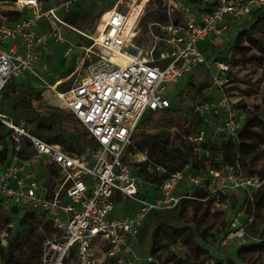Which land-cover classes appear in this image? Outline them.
Listing matches in <instances>:
<instances>
[{
    "label": "built area",
    "instance_id": "1",
    "mask_svg": "<svg viewBox=\"0 0 264 264\" xmlns=\"http://www.w3.org/2000/svg\"><path fill=\"white\" fill-rule=\"evenodd\" d=\"M76 1L0 3V97L10 82L30 79L31 86L51 92L49 105L76 118L92 142L82 152L65 151L35 137L24 120L0 111V212L7 221L0 228V250L7 246L13 226L32 213L42 220L39 232L44 223L50 230L40 264H95L97 252L115 264H150L154 261L149 256L143 258L135 250L149 214L170 211L184 199L204 203L203 194L226 198L239 192L245 196L244 205L226 218L217 247L226 250L257 241L248 237V227L253 194L264 176H248L232 166L206 167L195 174L186 165L169 172L150 161L147 152L127 151L134 148L144 115L170 108L168 87L203 66L211 72L216 95L213 102H192L191 108L201 116L208 113L219 134L235 137L246 112L228 96L229 67L209 66L205 54L230 25L250 21L264 0H160L164 20L147 26L146 40L138 33L151 0L137 13L134 0L117 1L101 15L92 34H80L64 19ZM124 2L130 11L118 9ZM10 12L19 18L10 20ZM67 30L91 45L72 46L63 36ZM209 38L208 48H203ZM50 44L62 45L64 57L77 50V68L86 71L80 82L60 90L70 75L50 81L44 61ZM117 57L127 64L114 60ZM199 133L188 140L202 142L203 131ZM23 151L27 155L20 157ZM131 157L137 158L134 164ZM131 204L137 207L129 208ZM170 249L184 259L180 244Z\"/></svg>",
    "mask_w": 264,
    "mask_h": 264
},
{
    "label": "trees",
    "instance_id": "2",
    "mask_svg": "<svg viewBox=\"0 0 264 264\" xmlns=\"http://www.w3.org/2000/svg\"><path fill=\"white\" fill-rule=\"evenodd\" d=\"M157 1L161 14H156V21L163 22L164 16L161 12L160 0ZM14 2H16V0H0L2 4ZM7 16L10 20L19 18V14L14 12L8 13ZM79 18L80 14L75 15L71 10L64 19L70 26L79 30L77 25V20H79ZM153 19L156 18L153 17ZM240 24L246 25V27L237 34L235 38L236 43L241 44L242 41H245L254 49L264 53V7L255 10L252 13L250 21ZM233 25L238 26L239 24L235 23ZM80 38L86 47L91 45L90 40L82 36ZM73 69L74 68L65 70L61 74L60 79H64L71 75ZM188 79L189 83L187 89L189 93H191L190 88L194 89V92L191 94V99L199 97H201V99L204 98V90L207 89L210 84H199L197 87H193L191 78ZM228 79L230 80L229 75ZM62 85L64 84H61L58 89H61ZM22 89L29 91L34 98H39L42 93V91L38 90L36 87L31 86L30 79L12 81L7 84L1 93L0 107L2 111L8 112L15 121L25 118L24 122L30 127V131L35 137L51 145H58L65 151L79 153L89 144H92L89 133L83 128L81 123L71 114L61 109L47 106L44 107L45 113L41 118H29L28 116L31 114V109L22 104L24 96L18 97L19 91ZM189 93L188 96L190 95ZM182 96V92L179 93V97ZM170 109L171 105L168 109L147 113L144 115L145 120L160 118L168 113ZM204 118V116L194 111L191 114L184 115V123L180 126L179 131L175 133V139L180 142L178 146L171 148V146L168 147L167 145V139L162 141L154 136L137 134L134 137V148H129L127 152L131 155L147 152V157L150 161L156 165L166 167L169 172L180 171L186 165H188L190 171L195 174L204 172L206 167L218 169L224 168L225 166H232L235 169H240L248 176H264V166H257L259 161H264V110L260 112L255 111L250 116H247L244 125L237 130L235 137L220 134L221 138L218 139V141L213 143L205 140L199 142L196 148L191 144L188 138L199 128L202 129L201 126ZM141 123L142 120L140 121V124ZM80 127L83 129H80ZM198 150L203 153L202 157L196 154ZM26 155V151L20 153V157ZM124 162L131 166L127 158L124 159ZM138 175L143 176L144 174L142 171H138ZM146 178H150V176H146ZM221 199V202H223L225 198ZM244 202L245 196L239 210L244 205ZM205 203L206 202L202 203L184 199L178 202L175 208L170 211L149 214L138 237L141 243V250L147 251L150 256L154 257L163 244L166 243L171 248L178 243L185 248V257L181 260L171 251L170 258L174 261L173 264H208L209 260L213 257L207 246V244L211 243L208 241L209 230L199 228L202 219L198 217V213L205 206ZM188 208L192 209V217L189 221H185L184 213ZM251 210H253V219L250 224L252 229L255 225L254 216L256 214L258 215L259 212L264 215V182L253 194ZM246 211L250 213V208H247ZM6 222V219L0 212V228L3 227ZM146 223H149L148 227L145 226ZM40 224H42V220L39 219L38 216L29 213L26 220L17 224L25 228L23 232H19L15 236H12L13 230H10L7 246L0 250V264H40L42 243L46 235L50 232L47 223L42 225L44 231L39 232L38 226ZM34 235H36V238L32 240ZM263 235L264 227L259 233L260 238L254 237L257 241L254 243L248 242L247 244L232 249L237 251V256L243 251H263ZM25 247L29 248L31 251L29 262L25 256L19 255ZM216 251L218 253L225 252V250H221L218 247ZM153 261L154 262L150 264H159L157 261ZM106 264H115V262L108 260ZM213 264L240 263L230 259L222 260L221 258H216Z\"/></svg>",
    "mask_w": 264,
    "mask_h": 264
},
{
    "label": "rangeland",
    "instance_id": "3",
    "mask_svg": "<svg viewBox=\"0 0 264 264\" xmlns=\"http://www.w3.org/2000/svg\"><path fill=\"white\" fill-rule=\"evenodd\" d=\"M42 1L45 3H59L63 0ZM114 1L115 0H77L75 3H73L71 8L72 13L75 15L80 14V18L77 20V25L79 28L78 31L80 34H92L97 27L101 15L105 11L112 9L115 3L119 0H116L113 4ZM140 2L141 1L138 0V4H140ZM128 7L129 6L124 2L120 3L118 9H120V11H130ZM25 13L26 12H24V14ZM157 13L161 14L158 1L151 0V2L146 7L145 17L143 18L139 27V38L146 40L147 26L152 22H156L158 15ZM153 17L156 19H153ZM240 23L242 22H239L238 26L230 25L224 36L220 40L214 41V46H210V49H208L210 51L206 52L205 56L209 66L213 65V63H219L229 67L228 75L230 80L228 86V96L235 107L243 108L246 112V115L250 116L255 111L260 112L261 110H264V53L254 49L245 41H242L241 44L236 43L235 38L237 34L246 27V25H242ZM80 34L71 32L69 30L63 32L64 38L74 47L84 45L80 38ZM211 40V38L207 39V41L203 43L202 47L208 48L207 42H210ZM147 42L145 43V48L148 45ZM48 47V54L44 61L48 65L49 71L52 74V77H49L50 81L60 79L61 74L65 70L74 68L72 74L70 75L71 77L67 81L65 80V83L62 85L60 90H64L75 83L80 82L86 76V71L83 68H77L79 66L78 58L81 57L77 50H75L72 55L64 57V47L62 45L50 44ZM211 70L214 71L215 68L212 66ZM190 78L193 87H197L199 84H210L209 87L204 90V98L201 99V97H199L191 99V94L194 92V89L190 88L191 93H189V90L187 89L189 83L188 78L181 80L177 84L169 86L167 98L171 101L170 111L164 116L154 120H145V117L142 118V123L139 125L140 131L137 134L154 136L161 139L162 141L167 139V145L168 147L171 146V148L179 145L180 142L175 139V133L179 131L180 126L183 125L184 115L193 113L191 103L196 102L197 104H202L205 102H213L215 96L214 89L211 88V72L208 71L205 66L199 68ZM39 90L42 91L39 98L32 97L30 92L25 89L19 91L18 97L24 96L22 104L28 106L31 109V114L28 116L29 118H41L45 113L44 107L50 106L49 101L52 99L51 92L42 89ZM181 92L183 96L179 97V93ZM188 93L190 94L189 96ZM0 111H2L1 107ZM203 116L207 119V122H204L203 120L201 126L202 129L199 128L191 136V138H198L200 136L199 132L203 131V141L208 140L214 143L221 138V135L214 126L215 120H213V118H208V113L203 114ZM22 120H25V118H22ZM80 129L83 128L80 127ZM191 144L197 148L199 142L196 140L194 143L191 142ZM196 154L199 157H202L203 155L200 150H198ZM130 160L132 164H134L137 158L131 157ZM257 166H264V161H259ZM201 197L204 198L206 203L198 213V217L202 219L199 228L209 230L208 241L211 243L207 244V246L211 256H213L209 260L208 264H213L216 258H221L222 260L230 259L240 264H264V250L243 251L239 256H237V251H234L232 248L226 249L225 252L221 253L216 251V243L222 235V231L226 228L225 220L232 212L239 210L240 205L243 203L244 194H241L240 192L231 194L229 197H226L223 202H221V198L207 197L205 194H203ZM135 207H137L136 204H131V206H129V208ZM263 216L264 215L260 212L258 215L256 214L254 216V227L252 229L251 226L248 227L249 238H260L259 233L264 227ZM191 217L192 209L188 208L184 213V219L185 221H189ZM145 226L148 227L149 223H146ZM24 230V227L18 226L16 224L13 226L12 236H15L19 232H23ZM35 236L36 235H34L32 240L36 238ZM262 238L264 239V235ZM254 242L255 241H253V243ZM140 245L141 243L137 239V247H135V250L141 257L145 258L149 255V253L147 251H142ZM97 251L98 250H96V252ZM30 254L31 251L27 247H25L22 252L19 253V255L25 256V258L28 259V262L31 257ZM170 256L171 249L169 245L165 243L155 254V256H150V258L157 261L159 264H173L174 261L171 260ZM95 260V264H106L108 261L104 258V256L101 255V253L98 252L95 256ZM145 262V260H142L141 264H144Z\"/></svg>",
    "mask_w": 264,
    "mask_h": 264
},
{
    "label": "bare ground",
    "instance_id": "4",
    "mask_svg": "<svg viewBox=\"0 0 264 264\" xmlns=\"http://www.w3.org/2000/svg\"><path fill=\"white\" fill-rule=\"evenodd\" d=\"M140 1H141V2H140L139 6H138V9H137L136 6H135V4H138V0H134L133 9L136 8V9H135V10H136V13L138 12V10H141V9L143 8L144 3L146 2V0H140ZM131 14H132V13H131ZM131 14H130V15H131ZM114 60L118 61V62H119L120 64H122V65L127 64V59L122 58V57L114 58Z\"/></svg>",
    "mask_w": 264,
    "mask_h": 264
},
{
    "label": "crops",
    "instance_id": "5",
    "mask_svg": "<svg viewBox=\"0 0 264 264\" xmlns=\"http://www.w3.org/2000/svg\"><path fill=\"white\" fill-rule=\"evenodd\" d=\"M41 62H43V60L41 61ZM215 92V91H214ZM215 95H216V92H215ZM215 97V96H214Z\"/></svg>",
    "mask_w": 264,
    "mask_h": 264
}]
</instances>
